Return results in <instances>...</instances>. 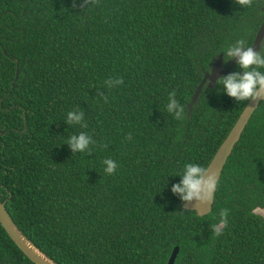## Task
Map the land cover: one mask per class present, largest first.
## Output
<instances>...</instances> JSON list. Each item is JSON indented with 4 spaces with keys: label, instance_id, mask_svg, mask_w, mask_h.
<instances>
[{
    "label": "trees",
    "instance_id": "1",
    "mask_svg": "<svg viewBox=\"0 0 264 264\" xmlns=\"http://www.w3.org/2000/svg\"><path fill=\"white\" fill-rule=\"evenodd\" d=\"M263 5L0 0V199L40 250L58 264H168L176 246L175 264H264V219L253 213L264 207V100L211 213L183 210L170 191L180 177L169 176L186 163L207 169L248 104L206 84L189 109L222 50L252 44ZM173 91L181 121L165 110ZM75 109L86 127L66 123ZM81 131L96 143L74 153L66 139ZM105 158L117 162L111 175ZM0 264H36L1 221Z\"/></svg>",
    "mask_w": 264,
    "mask_h": 264
},
{
    "label": "clouds",
    "instance_id": "2",
    "mask_svg": "<svg viewBox=\"0 0 264 264\" xmlns=\"http://www.w3.org/2000/svg\"><path fill=\"white\" fill-rule=\"evenodd\" d=\"M237 3L243 6L248 3V0H237ZM222 52L225 54V63L231 59H236L239 68L243 70L242 74L234 72L218 78L217 84L222 86L224 93L234 98L236 102H259L264 99V51L261 49L254 50L253 47L246 46L243 39H237L226 46ZM112 82L111 79L105 81L108 84ZM115 83L119 85L122 80L117 78ZM165 110L177 121H181L185 117V107L176 98L174 91L168 94ZM65 121L68 125L86 127L84 124V112L79 109L68 111ZM66 143L74 153H85L90 151V146L94 145L96 141L93 140L92 135L81 131L69 135ZM102 164L106 174L111 175L116 171L117 162L114 159L105 158ZM169 176L180 177L179 182L172 184L170 191L178 195L182 203L195 201L198 204H206L209 194L217 187L215 175L209 173L205 167L197 163H186L180 174ZM220 217L217 228L227 223V212H222Z\"/></svg>",
    "mask_w": 264,
    "mask_h": 264
},
{
    "label": "water",
    "instance_id": "3",
    "mask_svg": "<svg viewBox=\"0 0 264 264\" xmlns=\"http://www.w3.org/2000/svg\"><path fill=\"white\" fill-rule=\"evenodd\" d=\"M264 39V21L262 22L255 40L253 42L252 47L254 50H260L262 46V41ZM237 65V60L233 59L232 63L229 67H225L224 65V56L220 54L218 57L214 59L212 68L210 71H207L204 75L203 80L200 85L196 89L195 94L192 97V101L189 104V109H192L194 104L198 101L199 96L202 92L203 87L207 84L209 87L213 88L217 84L218 78L230 72ZM264 100V99H262ZM250 101L246 107L243 109L240 114L238 120L235 125L220 145L219 149L216 151L213 159L211 160L209 166L207 167V171L211 174H214L218 181L222 176L223 169L228 161V158L232 154L235 145L240 140L246 126L248 125L250 119L252 118L255 110L259 107L260 102ZM216 189L209 194L208 202L206 204H198L193 201L190 203H184L183 210H194L200 216L208 215L212 212ZM253 213L261 216L264 219V207L257 206L253 209ZM0 221L2 222L5 229L8 231L12 239L16 242V244L22 249V251L36 264H58L54 260H52L49 256H47L40 248H38L28 237L27 235L20 229L17 225L16 221L9 213L6 208L5 202L0 199ZM225 225H220L219 229L222 230ZM180 251V247L176 246L172 252V255L168 261V264H175L176 259L178 257Z\"/></svg>",
    "mask_w": 264,
    "mask_h": 264
},
{
    "label": "flooded vegetation",
    "instance_id": "4",
    "mask_svg": "<svg viewBox=\"0 0 264 264\" xmlns=\"http://www.w3.org/2000/svg\"><path fill=\"white\" fill-rule=\"evenodd\" d=\"M263 10H264V5H263ZM263 21H264V19H263ZM256 35H257V33H256ZM256 35H255V37H256ZM255 37H254V40H255ZM254 40H253V42H254ZM253 42H252V44L250 45L251 47H252V45H253ZM264 45V39H263V41H262V46ZM262 46H261V48H262ZM261 103V102H260ZM260 105V104H259Z\"/></svg>",
    "mask_w": 264,
    "mask_h": 264
}]
</instances>
